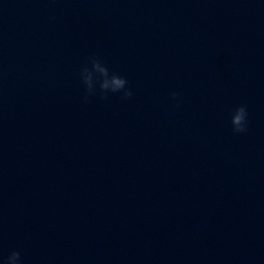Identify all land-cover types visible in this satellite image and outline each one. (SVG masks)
Here are the masks:
<instances>
[{
	"label": "water",
	"instance_id": "obj_1",
	"mask_svg": "<svg viewBox=\"0 0 264 264\" xmlns=\"http://www.w3.org/2000/svg\"><path fill=\"white\" fill-rule=\"evenodd\" d=\"M0 264H264V0H0Z\"/></svg>",
	"mask_w": 264,
	"mask_h": 264
}]
</instances>
